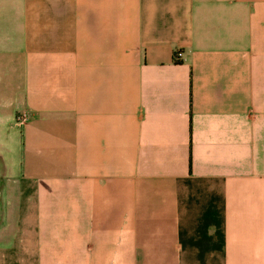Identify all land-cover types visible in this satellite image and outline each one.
<instances>
[{
  "label": "crops",
  "instance_id": "1",
  "mask_svg": "<svg viewBox=\"0 0 264 264\" xmlns=\"http://www.w3.org/2000/svg\"><path fill=\"white\" fill-rule=\"evenodd\" d=\"M0 264H264V0H0Z\"/></svg>",
  "mask_w": 264,
  "mask_h": 264
},
{
  "label": "built area",
  "instance_id": "2",
  "mask_svg": "<svg viewBox=\"0 0 264 264\" xmlns=\"http://www.w3.org/2000/svg\"><path fill=\"white\" fill-rule=\"evenodd\" d=\"M181 55H182L181 52H177L178 57H180ZM28 118H29V115L27 113H21L17 115L16 121L19 124H24L28 120Z\"/></svg>",
  "mask_w": 264,
  "mask_h": 264
},
{
  "label": "trees",
  "instance_id": "3",
  "mask_svg": "<svg viewBox=\"0 0 264 264\" xmlns=\"http://www.w3.org/2000/svg\"><path fill=\"white\" fill-rule=\"evenodd\" d=\"M178 52H179V51H178ZM175 56H176V61H177V62H180L179 57L177 56V53H176Z\"/></svg>",
  "mask_w": 264,
  "mask_h": 264
}]
</instances>
